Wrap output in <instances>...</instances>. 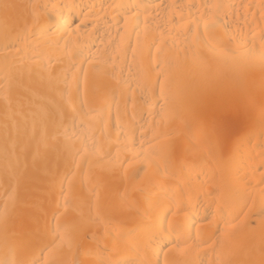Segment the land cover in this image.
<instances>
[{
    "label": "bare ground",
    "instance_id": "1",
    "mask_svg": "<svg viewBox=\"0 0 264 264\" xmlns=\"http://www.w3.org/2000/svg\"><path fill=\"white\" fill-rule=\"evenodd\" d=\"M5 3L13 6L9 27H24L27 18L31 28L33 5L41 6L38 10L43 13L37 32L40 43L33 40L27 46L8 48L4 39L5 15L0 9V207L6 189L11 191L7 177L15 172L21 177L13 219L16 231L47 242L49 247L56 245L48 253L49 260L55 258L62 264H71L73 259L88 261L95 258L96 239L112 227L109 216L114 212L129 232L120 241L124 259L133 258L124 246L137 234L154 220L167 230L171 220L172 227L180 233H190L206 243L187 253L173 251L168 256L170 264L197 259L208 264L214 256L209 251L213 246L225 258L243 259L252 254L259 260L264 234L258 227H244L243 213L232 219L239 208L238 177L247 174L255 183L264 172V158L259 155V144L264 140L259 135V111L251 122L225 128L227 143L222 151L207 143L194 123L181 118L180 105L189 80L205 69L185 64L187 43L176 32L203 14L209 25L215 23L208 31L222 37L224 46L240 47L246 37L249 46L255 39L259 47L264 31V0H0V4ZM120 4L144 6L140 9L141 37L136 59L132 50L137 47V32L131 27L130 36L123 37L125 41L130 39L132 45L126 55L121 46L123 21L118 33L116 12L111 7ZM170 5L196 7L180 9ZM217 5L221 7L216 8ZM136 11L132 9L133 14ZM181 15L184 20H180ZM146 16L151 22L147 33ZM173 17L176 24L169 22ZM199 32H205L204 20ZM153 38V70L149 72L145 57ZM111 41L115 43L108 50L107 63L93 68L97 63L94 54ZM157 55L171 61L168 117L160 115L159 83L155 87L152 84L158 71ZM230 65L229 59L213 69L221 74L222 84L227 83L224 74L230 71ZM252 79L258 102V68ZM249 131L254 134L256 147L243 142ZM66 135L71 137L68 147ZM133 143L135 147L125 149V145ZM193 144H198V148L193 149ZM170 145L184 149L180 154L184 169L178 182L173 179L177 169L167 159ZM141 146L152 150L154 163L133 177L137 167L135 153ZM105 152L113 158L126 156L124 167H114L109 157L100 159ZM52 184L57 192L63 190L61 212L64 195L69 199L70 210L61 216L60 223H67L79 233L74 249L60 245L59 234L52 239L57 226L55 216L49 213L47 219L39 217L38 207L46 203ZM258 189L259 185L254 189L257 197ZM98 201L102 219L94 221ZM137 209H148L149 215L138 214ZM206 215L207 219H203ZM256 220L258 224L259 217ZM172 238L175 240V234ZM160 258L164 259L163 253ZM39 259L43 261L45 256L40 255Z\"/></svg>",
    "mask_w": 264,
    "mask_h": 264
},
{
    "label": "snow or ice",
    "instance_id": "2",
    "mask_svg": "<svg viewBox=\"0 0 264 264\" xmlns=\"http://www.w3.org/2000/svg\"><path fill=\"white\" fill-rule=\"evenodd\" d=\"M12 7L6 3L0 4V9L3 10L6 20L4 30L5 46L8 48L16 47L18 44L27 46L33 40L40 43L37 32L40 26V17L43 14L38 10L41 6H31L34 9L31 14V28L28 26L27 18L24 20V27H19L18 24L12 27L8 26L7 21L10 19V9ZM111 7L116 12L114 21L117 25L118 33L121 31L120 25L121 21H123L124 32L121 33V46L125 55L127 54V49L132 47V45L130 39L125 41L123 37L125 35L130 36L128 31L129 27H131L132 31L137 32V47L132 50L133 59H136L141 37V33L138 31L141 26L140 9L144 6L120 4L112 5ZM168 7H179L183 9L184 7L192 8L196 6L170 5ZM215 7L220 8L221 6L217 5ZM133 8L137 9L134 14L132 13ZM261 8L264 9V4L261 5ZM261 17L264 18V11H262ZM184 19L185 17L181 15L180 20ZM201 20L205 21V32L203 34L199 32ZM169 22L173 24L177 23L175 17L171 18ZM193 24L196 25L195 28H193ZM210 27L214 28L215 23L209 25L204 15L201 14L199 17H193L187 26H182V28L177 29L176 36L183 37L187 43V47L184 49L185 64L188 65L191 63L192 65L205 69V71L193 75L190 78L180 105V113L181 118L186 123H194L207 143L222 151L227 143L226 138L223 136L225 128L228 125L242 121L251 122L257 110L259 111V135L264 137V31L261 32V43L259 47L256 46L255 39H253L251 46H249L248 40L245 37L240 47L230 48L224 46L222 37L208 31ZM150 30V18L146 16L144 19V31L147 33ZM189 35H191L190 42ZM47 42V40L44 41V43ZM112 43H115V41H111L103 50H99L94 54L97 63L93 64V68L107 63L108 50L111 48ZM154 43L155 39L153 38L148 45V55L145 57L149 72L153 70L151 46ZM64 46L66 48L68 47V41H65ZM229 59L231 60L230 71L224 74L227 83L222 84L221 74L214 72L213 69L220 62H227ZM170 67L171 61L157 55L155 68L158 71L152 84L153 87L157 83L160 86V100L158 103H160L161 117H168L171 114L168 91ZM257 68L261 75V94L258 102L255 96L254 81L252 79ZM82 114L87 115L83 110ZM253 135V132L249 131L243 142L251 147H256L257 145L253 144ZM65 141L66 147L70 146L69 142L71 141V137L66 135ZM143 143L145 142L142 141V146ZM142 146L135 153L137 167L132 173L133 177L140 175L141 171L146 172L154 163L152 150L143 149ZM124 147L128 149L129 147H135V145L133 143L131 146L125 145ZM192 147L193 149H197L198 144H193ZM259 147L261 148L259 155L264 158V140L260 142ZM183 151L184 149L182 148L170 145L167 154L168 162L177 169V176L173 178L177 182L179 174L184 169V162L180 155ZM104 157H109L110 163L114 167H124V160L127 159L126 156L121 159L119 155L113 158L110 156V152H105L100 159ZM261 167H264V159H262ZM20 179V175L15 172H12L7 177L11 191L9 192L6 189L7 194L3 206L0 207V264H62V261L58 259H47L48 253L54 251L57 247L56 245L49 247V243L43 242L40 239L21 236L15 229L13 219L18 205ZM238 181L240 186L236 190V196L239 200V208L232 219H236L243 213V226L252 228L253 230L258 227L260 232L264 234V172L261 173L255 183H253L252 178L247 176V174L239 176ZM257 185H259L258 197L254 191ZM62 191L61 188V192H57L54 184L49 187L46 203H41L38 207L39 217L47 219L49 213L55 216L57 226L56 233L53 234L52 239L55 240L56 235L59 234L60 245L67 244L69 249H74L78 243L79 233L73 231L67 223L63 226L60 223L61 216L70 210V202L65 194L63 198V212H61L60 197ZM121 202H125L124 197H121ZM101 207L98 201L97 215L94 221L96 219H102L100 216ZM71 210L75 211V209ZM219 211L223 214L224 209L221 208ZM137 213L149 215V210L144 209L141 212L140 209H137ZM257 217H259L258 224ZM203 219H207V215ZM109 223L112 227L110 229L106 228L103 236L98 239L94 237L96 239L95 258L88 261L73 259L71 264H170L168 256L173 251L187 253L192 248L199 247L201 243H206V241L194 239L190 233H180L172 227L171 220H169V228L167 230L164 229L162 223H157L154 220L145 231L137 234L124 246L128 252L133 254V258L124 259L121 258L120 241L126 235H129V232L117 220L114 212L109 216ZM113 232H115V235H113ZM173 234H175V240L172 238ZM46 249L47 251H45ZM209 251L214 253V256L208 261V264H264V248L261 249L259 260L255 259L252 254H247L246 258L243 259L225 258L223 253L214 246ZM161 253L164 254L163 260L160 258ZM40 255L45 256L43 261L39 259ZM176 264H204V261L202 259L195 261L185 260L177 261Z\"/></svg>",
    "mask_w": 264,
    "mask_h": 264
}]
</instances>
